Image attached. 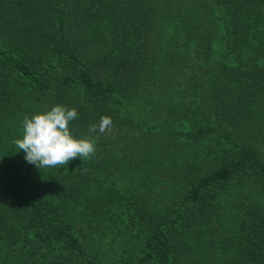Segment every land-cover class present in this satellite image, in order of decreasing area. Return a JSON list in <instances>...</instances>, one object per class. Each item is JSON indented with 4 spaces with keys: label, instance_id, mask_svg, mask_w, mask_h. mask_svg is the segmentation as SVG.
Wrapping results in <instances>:
<instances>
[{
    "label": "trees",
    "instance_id": "trees-1",
    "mask_svg": "<svg viewBox=\"0 0 264 264\" xmlns=\"http://www.w3.org/2000/svg\"><path fill=\"white\" fill-rule=\"evenodd\" d=\"M55 105L112 127L37 169ZM0 264H264V0H0Z\"/></svg>",
    "mask_w": 264,
    "mask_h": 264
},
{
    "label": "clouds",
    "instance_id": "clouds-1",
    "mask_svg": "<svg viewBox=\"0 0 264 264\" xmlns=\"http://www.w3.org/2000/svg\"><path fill=\"white\" fill-rule=\"evenodd\" d=\"M78 117L75 108L61 105L53 106L49 111L37 113L31 118L25 116L23 137L14 140L19 150L25 153V160L37 169L67 166L74 158L89 159L96 152L97 136L110 131L112 120L101 116L98 124L90 125L88 135L83 138L74 137L70 130V122Z\"/></svg>",
    "mask_w": 264,
    "mask_h": 264
}]
</instances>
